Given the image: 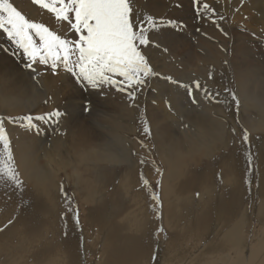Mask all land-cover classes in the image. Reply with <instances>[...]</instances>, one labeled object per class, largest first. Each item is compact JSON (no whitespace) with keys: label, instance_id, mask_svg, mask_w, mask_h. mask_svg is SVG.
<instances>
[{"label":"rangeland","instance_id":"obj_1","mask_svg":"<svg viewBox=\"0 0 264 264\" xmlns=\"http://www.w3.org/2000/svg\"><path fill=\"white\" fill-rule=\"evenodd\" d=\"M9 2L12 3L13 6L16 7L17 10L21 11V13L27 18L35 22H43L49 26H54L55 22L52 14L33 4L32 0H9ZM201 2L209 3L215 7L222 15L225 16V20L214 23V18H212L210 14L203 13V9H199L203 15L198 16V9L193 3V0H139L137 5V12L141 16L145 14H151L152 16H155V18L162 19L166 22L157 31H155L157 34L155 32L153 33V36L155 35L154 39L156 43L160 45V47H153L151 50L154 67H157L156 70L160 75L152 78L138 94L134 103L135 107H138V112L136 117L133 118V126L139 132V139L145 146L148 147V150L150 149V160L153 171L156 174L158 173L157 169H159L160 173H162V175L159 173L155 180L149 185V187H147L152 206L154 205L153 208L159 207L160 211L159 214L154 212L155 216L153 226L147 237L142 240L139 239L141 240L140 242L139 240L137 242L130 240L129 243L124 244L120 248H125L121 251L117 248H115V250L113 249L111 241L114 239L110 238L107 239L108 241H106L102 248L98 247L101 241V234L99 233H102L103 229V227L100 228L99 225L103 226L102 221L107 220V217H113L114 215L118 214L120 210L122 211L125 208L124 204L114 201L115 207H111L110 204L105 203V207L100 205L98 206V209L92 208L90 200L88 201V193L93 189L98 188L102 176H106L110 180H113L117 174L119 175L127 169V165L125 163H121L119 165L108 167L106 164H93L83 160V162L80 161V164H77L76 162L70 161L68 158L69 155H64L62 160L64 163L57 166L54 164V160L51 162L49 159L52 160L54 157L53 153H51L52 146L57 144V146L59 145L60 147L61 139L64 137V134L67 131H72L74 128L76 129L82 127H85V129H88L89 127L97 128L96 125L103 122V120L109 119V116L115 112V110H113L115 108L117 109V112L120 111L126 115H123L122 113L120 114L127 116L131 110V102L128 100L126 94L118 92L115 89H106V95L100 94L96 90L82 87L75 77H73L71 74L63 72L62 70L56 75L51 74V72L44 65L33 66L37 69V72L40 73V75L37 76L36 73L31 71V69L26 68L25 65L27 60L22 58L20 50H18L14 44L8 41L6 36L0 35V116H4L5 120H7L8 116L18 117L27 114L42 115L44 113L54 112L56 110H59L62 113L58 123H41L40 131L38 133L35 130L27 131L20 127L19 124L14 125L6 123L5 127L12 142V150L19 174H25L24 170L22 169L21 159L24 158L25 160H31L34 158V160L38 162H35V165L39 166L37 169L41 168L43 170V176H45L48 171L52 170L55 173L53 176H55V182L57 183L58 187L60 186V190L63 186L64 193L62 194L61 192V197L65 201L63 213L66 216L65 222L67 224V232L64 236V255L66 256L65 259L67 264H135L136 257L141 253L142 249L144 252H148V256L150 257L146 258L144 264H160L159 260L163 259L162 257L165 255L161 248L168 249L170 243H176V240H178V243L179 241L181 243L185 242L186 240L185 243L189 244L186 246V248L188 247L187 249L192 247L195 250H201V248L203 249L208 245L213 246L216 243L211 244L213 237H210V235H212L210 230L208 231V237L204 236V232H206V227L208 229L209 225L211 226V224V229L213 228V222L215 221V214L217 213V210H224L226 212V209L227 217L229 216V222L227 225L232 223V225H237L239 223L238 219L241 215L247 220L246 227L248 228H246L247 232L245 230L244 233L246 237V241H244L245 250H247L251 245L258 246L259 237L261 232L264 231V220L262 218L264 216H257L259 213L260 215L264 214L259 212V208L256 206L260 205L261 203L264 205V128L258 127V129H256L254 132L249 130V128H247L241 122V112L243 109L242 103H246L245 101L248 99L250 101L251 98L252 107L250 106L248 109H245V112L242 113L247 116L249 121L258 120L260 123L264 121V119H260L264 116V112L261 111L264 106L260 101L258 102V100H256L259 99V95H261L262 91V96L264 97V0H201ZM154 11L155 13H153ZM167 21H171L172 23L169 24ZM60 30L63 31L62 28ZM159 30L162 31L160 32ZM158 33H160V35ZM171 47H174L179 52L175 54ZM199 47L201 50H203L201 51L198 49ZM164 49H167V51L165 52ZM197 50L202 52L200 54L204 57L208 56L209 54L213 56V53H215V51L217 52L216 55L218 56L219 61L214 57V65H211L210 67L213 68L214 72H216L218 69L222 70L223 72L219 70L221 74L225 71V86L227 89L234 90L238 96L240 100L239 124L236 122V114L235 110L233 109V114H231V117H233L234 123L232 127L236 129V131L235 134H232L230 137L229 145L223 148V150L221 149L220 152L218 151L215 156L212 155L204 157L201 155V157L196 158V160H194L195 167L193 168V171L189 172V168L185 169L186 171L182 170L178 173L177 180L180 178V181L178 182H181L182 185L177 182V187L181 189L180 186H182L181 190H188L189 188V190L193 191L194 189L193 192H196V195L199 191V187L201 184H203V180L204 182L209 181L210 185L212 184L214 178H211L210 175L217 170L218 165L222 162L225 156L235 154L241 158L244 167V173L242 176L245 178L244 181L246 188L244 191L243 200L241 201L242 203L239 205H236V201H234V197L232 195L234 193L230 187L227 186L223 189H219V191L225 195V197L222 196L223 199L220 205L217 204V199L215 197L210 198L211 200L208 199L205 204L206 207L204 213L206 214L204 219H199L196 217V220L195 218L190 220V224L187 226L189 230L184 229L185 234H183L182 231L183 236L180 235L181 237H174L178 236L177 233L174 235L171 232H168L164 225L166 218L165 215L168 213V209L165 208L164 199L162 197L163 177L164 173L166 172V167L165 162L160 158L153 143V128L148 114L149 112H152L158 120H161L160 126L165 127L166 132L168 134L170 132L169 135L171 136L172 132L175 134L176 132L179 133L182 131L181 129H184L186 126H188L184 120V113L186 112H183L182 115H179L177 114L174 106L170 104L171 101L168 99L169 96L166 94L171 93L174 95L176 94L177 97L179 96V102L185 109L188 107V110L191 114L198 117L204 116L202 113H199L201 112L199 104L206 101L208 106L207 99L197 96L198 100L200 101L199 104H192L184 87H180L177 84L170 83L169 81L160 78L162 76H171L173 80H177L181 84L188 86H192L195 80L200 79V83L208 88L204 81L206 78L204 74L202 75L204 80L195 76L198 75L197 73H203L204 70V65L202 64L203 62L200 64V61L197 58ZM170 51L172 52L173 56H171ZM178 54H180V56ZM186 55H191V62H195H193L195 65L191 67L193 71L192 74L189 73L188 69L184 68V64L189 63L186 60ZM204 57L202 58L204 59ZM195 58L197 60H195ZM159 67H162L165 70L161 69L159 71ZM245 67L249 69L251 68V76L256 75L255 79L250 78V80L253 82L249 80L251 83L249 82L246 90V95H250L249 98L247 96L245 97V95H240L237 92V81L235 75H237V70L239 72H245ZM197 70L200 71L197 72ZM189 74L195 77L190 78ZM199 76L201 77V75ZM33 77H35V79ZM226 77H228V79H226ZM37 80L39 81V84H37ZM258 80H261V82H258ZM215 85L216 83L213 84L214 87L212 86L211 90L209 88L208 89L213 93H220V88L218 87L217 89ZM255 86L258 90L255 88ZM251 89L252 91H250ZM164 94L167 96L166 99L163 97ZM124 96L127 100L124 98ZM224 96H226L225 98H227V100L232 105L229 93L225 92ZM240 97L242 99H240ZM252 97L255 102H258L261 106L259 104L257 106V104L253 102ZM255 97L258 98L255 99ZM169 105L171 107H169ZM169 115L171 117L173 115V117L170 118ZM177 119L182 123H180ZM174 120L177 121L175 124H172ZM145 127L149 129L148 133L144 132ZM180 127L182 128L180 129ZM242 129H246L249 133L248 144L242 142ZM116 133L117 132H115V134ZM160 140H163V137L160 138ZM175 143L176 142H172L168 147V154L172 153L169 155L168 159H170L172 162H174L175 157H177V148ZM37 145L40 146L41 150L37 151ZM60 150H62V147H60ZM173 154H175V156ZM250 157L252 160L251 164H249ZM168 159L164 158L165 161H168ZM47 160L50 163H48ZM20 165L21 167H19ZM65 165H68V167H66L64 170L63 168ZM259 165L261 166L260 170ZM22 175H20V177ZM158 181L159 184L157 183ZM33 183L34 182H23L22 188L15 189L9 184L0 182V194H3L4 192L5 194H8V197L10 198V201L6 203L0 197V211H3L2 213H4V211H15L20 225L25 226V228L28 227L29 231L32 233H37L45 226L43 224V218L41 214H45L46 212L50 211V208L43 200L41 201L29 195L30 192L27 190V184ZM258 183H260V188L258 187ZM88 187L90 188L88 189ZM211 189H213V195L218 192L215 191V187H211ZM114 192L119 193L120 191L115 190ZM152 194L159 195V205H157L156 201L151 198ZM259 194L261 196H259ZM213 199L216 201H213ZM208 202L210 204H212L211 202H214V205H210ZM69 204H71V207H69ZM106 206H108V209ZM254 206L257 208H254ZM77 209L79 212V226H77L75 220L73 219V214ZM254 209L259 213L255 212ZM262 210L264 212V207ZM241 211H246L249 216L244 212L241 214ZM101 217L103 218L102 220ZM205 223H207V226L204 229ZM161 228L163 229L162 232L159 231ZM5 229L6 227L3 228L2 232L0 231V235L3 234ZM201 230L203 232H201ZM108 242L109 244L107 245ZM107 246L112 250H109ZM200 246L201 248H199ZM136 247L137 249H135ZM116 250L118 251L116 252ZM160 251H162L163 254ZM95 252L98 254V256L101 255V257L98 258ZM158 252H160V254ZM192 252H194L193 249H191V253ZM230 253H232V250L228 249V247H225V249L221 248L219 250L212 249L211 251L204 253L203 258L194 264H224L225 262V264H233L236 262V254L234 252L232 254L233 256L231 255V258L234 257L232 259L233 261L228 263L229 261L224 260V255L227 256ZM158 254L160 255L161 259ZM154 256L156 257L155 260H153ZM83 259L84 261H82ZM148 259L151 260L149 261ZM175 260L179 261L177 264H187L188 261H191H187L185 258L180 256H178Z\"/></svg>","mask_w":264,"mask_h":264},{"label":"bare ground","instance_id":"obj_2","mask_svg":"<svg viewBox=\"0 0 264 264\" xmlns=\"http://www.w3.org/2000/svg\"><path fill=\"white\" fill-rule=\"evenodd\" d=\"M153 13H155V11ZM157 17H159V16H157ZM159 31L161 32L162 30H159ZM155 33L157 34V32H155ZM158 34L160 35V33H158ZM200 44H201V42H200ZM174 47H176V46H174ZM174 47L173 48L171 47L172 51L175 54H177V52H179V51L177 49H175ZM201 47H202V45H201ZM198 49L201 50L200 47ZM197 51H198V57L197 58L199 59L200 64L203 62L202 64L204 65V70H203V73L202 72L197 73L198 75H195V76L197 78L203 79L202 75L204 74L206 78H205V80L204 79L203 80L205 81L206 86L211 90L213 84L216 83L215 87H217V89H218V87L220 88V90H221L220 94L221 95L216 97L215 100H208V106H207L206 101L199 104V108H201L200 109L201 112H199V113H202L204 116L198 117V116H194L193 114H191L188 110V107H187V109H185L181 105V103L179 102V98H178L179 96L177 97L176 94H175L176 95L175 96L174 94H171V93L166 94L169 96L168 99L171 101L170 104L172 106H174L177 114L182 115L183 112H186V113H184V120H185L186 124L188 125L184 129H181L182 127H180V129L182 131H180L179 133L176 132V134H175L172 132V136L169 135L170 132H169V134L166 132L165 127L160 126L161 120H158L152 112H149V114H148L149 120L151 121L152 128H153V143L155 145V148H156L160 158L162 159V161L165 162V167H166V172L164 173V177H163L162 197L164 199L165 208L168 209L167 210L168 213H166V215H165L166 218H165L164 225H165V228L168 230V232H171L174 235H176V233H177L178 236H174V237H181L180 235H182V231H183V234H185L184 229H188L187 226L190 224L189 223L190 220H193L194 218L196 220V217L199 219L200 218L204 219L205 214H206V213H204L205 207H206L205 204H206L208 199L215 197L217 199V204L220 205V203H221L223 197H225V195H223L221 193V191H219V189H223L224 187H227V186L230 187L232 189V192L234 193V194H232L234 197V201H236V205H239L240 203H242L241 201L243 200L244 191L246 188L245 187V181H244L245 178H243V176H242L244 173L243 172L244 167H243L241 158L239 156H236L235 154H231V153H230L231 154L230 156H228V155L225 156V158L222 160V162L218 165L217 170L210 175L211 178H214L212 184L210 185L209 181L204 182V180H203L202 181L203 184H201V186L199 187V191L196 195H195L196 192H193L194 189H193V191H191L187 187L188 190L184 189V188H183L184 190H181L182 186H180L181 189L177 187L178 186L177 182L180 181L179 177H178L179 179L177 180V176H178V173L180 171L185 170V169H189V168H190L189 172L193 171V168L195 167L194 166V160H196V158H198V157H201V155H203L204 157L212 156V155L215 156L218 151L220 152L221 149L223 150V148H225L229 145L230 137L233 134V132H231V130L233 128L232 125L234 123V121H233L234 119H233V117H231V114H233V109H232V105L230 104V102L227 100V98H225L226 96H224L225 95V89L227 88L225 86L226 80L224 81V77H225L226 73L224 71V73L221 74V72H223V71L220 69H218L216 72H214L213 68L210 67L211 65H214V57L216 58V60H218V56L216 55L217 52L215 51V53H213V56L211 54H209L208 56L204 57V56H201V54H200L202 52H200L199 50H197ZM170 54H171V56H173L172 52ZM180 54H178V55L180 56ZM235 56H237V55H235ZM190 57H191V55L187 56L186 60L189 63L184 64V68L188 69L189 73L192 74L193 71H192L191 67H193V65H195V64H193L194 61L191 62L192 58L190 59ZM202 57H204V59ZM161 59H162V57H161ZM221 59H223V58H221ZM193 60H194V58H193ZM195 60H197V59L195 58ZM198 66H196V67H198ZM218 66H220V65H218ZM218 66H217V68H218ZM220 67H223V66H220ZM156 68L157 67H155V69ZM161 69H164V68L159 67V71ZM181 69H183V68H181ZM186 69H184V70H186ZM245 69H246L245 72H243V71L239 72L237 70V75H235V76H236V81H237V92L240 95H243V96L245 95V97H246L247 96L246 90H247L248 84L250 81H252V80H250V78L255 79L256 75L254 74L255 76H251V72H252L251 68L249 69V68L245 67ZM198 71H200V70H197V72ZM259 74H261V73H259ZM199 75H201V77ZM210 76L212 77L211 79H209ZM189 77L194 78L190 74H189ZM226 79H228V77H226ZM258 82H261V80H258ZM253 86H254V84H253ZM259 86H261V85H259ZM251 87H252V84H251ZM255 88L257 89L256 86H255ZM259 89H260V87H259ZM250 91H252V89ZM210 92L212 94H215L212 91H210ZM255 92H257V91H255ZM251 93H253V92H251ZM262 93H263V91H262ZM262 93H261V95H259L260 96L259 99L261 97H263ZM194 94H196V93H194ZM166 95L164 94V96H163L165 99L167 97ZM196 95L204 98L203 93H198ZM5 96H6V93H5ZM119 96H120V94H119ZM249 96L250 95H248L247 97L249 98ZM253 96H255V95H253ZM124 98H125V96H124ZM256 98H258V97H255V99ZM240 99H242V98L240 97ZM252 99H253V97H252ZM259 99H256V100H258V102L260 101L262 103V105L264 106V97L261 98L260 100ZM217 101H220V103H218ZM245 102L246 103H242V107H243L242 112H245V109H248L250 106L252 107L251 98H250V101L248 99ZM253 102L256 103L254 99H253ZM258 102L256 103L257 106L259 104ZM119 104H121V103H119ZM130 108H131L130 113H128L127 116H123L126 114H123L120 111L117 112L116 108L113 109V110H115V112H113L112 114L109 113V114H111L109 116V119L106 118L107 120H103V122L96 125L97 128L89 127L88 129H85V127H82V128H76V129L74 128V130H72V131H67L64 134V137L61 139L60 147H62V150H60L59 145L57 146V144L56 145L52 144L53 146H52V152L51 153H53L54 157L52 160L49 159V161H51V162L54 160V164L57 166L64 163V162H62L64 155H69L68 158L70 159V161L76 162L77 164L78 163L80 164V161L83 160L85 162H89V163H93V164H101V165L106 164V165H108V167L114 166V165H119L121 163H125L127 165L128 170L126 169L121 174H119V175L117 174V176L115 178H113V180H110L106 176H102L101 180L99 179L100 182H99L98 188L97 189L95 188L91 192L88 193V201L90 200V203L92 204V208L98 209V206L101 205L103 207L105 203L110 204L111 207H115L114 201H117L118 203L124 204L125 208L122 211L120 210V212L118 214L115 213L116 215H114V216L112 214L113 217H111V216H110V218L107 217L108 218L107 220L102 221L103 226L99 225V227L100 228L103 227V229H102V233H99V234H101V239H100L101 241L99 240L100 244L98 243L99 244L98 247L102 248L104 246V244L106 243V241H108L107 239L110 238V239H114L111 241V244L113 245V249L115 250V248H117L120 251L125 249V248L124 249H120V248L124 244L129 243L130 240H134L137 242L139 239H141V240L145 239L147 237L148 233L151 231L152 226H153L154 216H155V213L153 211L154 205L152 206V202L149 198V193H148L147 187H145V185L141 182V174H143L144 179H146L148 181V187L155 180L156 176L159 174V173L155 174V172L153 171V168L151 167V160H150L151 156H150V152H149L150 149L148 150L147 149L148 147L145 146L141 142V140L139 139V132L133 126V120H134L133 118L136 117V115H137V112H138L137 108L138 107L137 106L135 107V105H134V106H131ZM197 108H198V106H197ZM258 109H256V110H258ZM124 110H125V107H124ZM14 111H17V110H14ZM261 111L264 112V108L261 109ZM128 112H129V110H128ZM242 112H241V117H242L241 122L247 128H249V130L254 132V131H256V129H258V127L264 128V121L261 123L258 122V120L257 121H254V120L249 121L247 116L244 115ZM120 113H122L123 115ZM172 117H173V115H172ZM172 117L170 116V118H172ZM263 117L262 118L259 117V118L261 120H263L264 119ZM177 120H174L172 124H175ZM100 121H102V120H100ZM179 122L182 123L181 121H179ZM236 122H237V120H236ZM183 124H185V123H183ZM182 126H184V125H182ZM172 131H174V130H172ZM176 131H177V128H176ZM115 132H117V133L115 134ZM162 137H163V140H160V138H162ZM172 142H176L175 146L177 148V157H175V159L176 158L177 159L176 160L174 159V162H172L170 159H168L169 155L172 154V153L168 154V147L171 145ZM39 150H41L40 146L37 145V151H39ZM173 155L175 156V154H173ZM164 158L168 159V161H165ZM141 159H143V161H144L143 164L140 163ZM49 161L47 160L48 163H50ZM35 162H37V161H35L34 158L31 160H25L24 158L21 159L22 169L24 170L25 174L21 173L20 175L23 174L21 176V179L24 183L34 182L33 184H27V190L30 192L29 195H31L32 197L39 199L41 201L43 200L44 202H46V205H48L50 208V211L46 212L45 214H41L42 218H43V224L45 226L43 228L41 227L42 228L41 231H39L37 233H32L29 231L28 227L25 228V226L20 225V222L18 220V217L15 214V211H11V212H8V211L5 212L4 211V213H2L3 211H0V231L2 232L3 228L6 227L3 234L0 235V264H67V261L65 259L66 256L64 255V251H65L64 250V248H65L64 247V236L67 232V224L65 222L66 216L63 213L65 201L61 197L60 186L58 187L57 183L55 182L56 181L55 176H53V175H55V173L52 170H50V171H48V173L45 176H43L44 175L42 173L43 170L41 168L37 169V168H39V166L35 165ZM69 165H70V163H69ZM247 165H248V163H247ZM19 167H21V165ZM66 167H68V165H65L63 169L65 170ZM252 167H251V169H252ZM260 168H261V166L259 165V170H260ZM19 169H21V168H19ZM46 172H47V169H46ZM219 174H221V175H219ZM181 179H182V177H181ZM97 181H98V179H97ZM179 184H181V182ZM259 186H260V183H258V187ZM211 187H215V191L216 192L218 191L217 193H215V195H213V191H212L213 189H211ZM89 188L90 187H88V189ZM115 190H119L120 192L115 193L114 192ZM261 191H263V190H261ZM85 193H86V191H85ZM259 196H261V195L259 194ZM0 197L6 203H8L10 201L8 194H5L4 192H3V194H0ZM11 198H12V196H11ZM262 199H263V197H262ZM213 201H216V200L213 199ZM211 203L213 204L214 202H211ZM212 204H210V205H212ZM257 204H258V202H257ZM262 204L263 203H261L260 205H256V206L259 208V212L264 214V212L262 210L264 205H262ZM256 206H254V208ZM106 208L108 209V206H106ZM223 211L217 210V213L215 214V221H214V219H213L214 222L212 221L213 222V228L212 229H211L212 224H211V226L209 225L208 229L206 227L207 223L204 224V229L206 227V232H204V236L208 237V235H209L208 231L210 230V233L212 234V235H210V237L211 236L213 237L211 240V244L212 243H216V244H214L213 246H209L207 243L208 246L203 248V249L200 246L199 248H201V250H202L201 251L200 249L195 250L192 247L190 249H187L188 247L186 248V246H188L189 244L185 243L186 240H185V242H181V243H180V241L178 243V240H176V243L175 242L170 243V246L168 249L161 248L165 254L164 257H162L163 259H161L160 255H159L160 252H162V251L158 252L159 253L158 256L161 259V260L158 259L159 263L160 264H173V263L177 264L179 261L178 260L176 261L175 259L178 256H180V257L185 258V260H187V261L191 260V261H188L187 264H194L195 262L200 261V259L203 258L204 253H207V252L211 251L212 249H214V250L218 249L219 250L221 248L225 249V247H228V249L232 250V253H230L228 255L226 254L227 256L224 255V257H225L224 260L229 261L228 263L233 261L232 259L234 257L231 258V255L234 252L236 254V262L235 263L232 262L233 264H245V263L246 264H264V231L261 232V235L259 237L258 246L256 245L257 246L256 247L255 245H251L250 244L251 242H250L249 244L251 246L247 250H245L244 241H246V239H245L246 237H245L244 233H245L246 228H248V227H246V221L247 220L244 219V217L241 215L238 219L239 223L237 225H232L233 224L232 223V224H229L230 225L229 226V225H227L229 222L228 221L229 216L227 217V209H226V212L225 211L223 212ZM254 211H255V209H254ZM243 212L241 214H243ZM255 212H257V211H255ZM259 212H257V213H259ZM40 213H42V212H40ZM244 213H246V211ZM247 215L249 216V214H247ZM255 215H256V213H255ZM30 216H32V215H30ZM257 216L262 217L264 215H260V213H259V215H257ZM262 218L264 220V217H262ZM102 219L103 218L101 217V220ZM40 222H42V221H40ZM261 222H263V221H261ZM191 225H193V224H191ZM202 230H203V228H202ZM202 230H201V232H203ZM246 232H247V230H246ZM258 233H259V231H258ZM200 236H201V234H200ZM246 236H248V235H246ZM210 237H209V239H210ZM256 239H257V237H256ZM141 240H139V242ZM256 241H258V240H256ZM252 243H253V241H252ZM108 244H109V242L107 243V245ZM191 245H193V244H191ZM107 248L109 250H112L108 246H107ZM135 249H137V247ZM191 249H193L194 252L191 253ZM96 250H97V248H96ZM104 250H106V249H104ZM117 251L118 250H116V252ZM163 252H162V254H163ZM106 253H107V251H106ZM95 254L98 256V254L96 252H95ZM235 254H234V256H235ZM100 257H101V255L98 256V258H100ZM147 257L150 258L148 256V252L146 253L142 249L141 253L136 257L135 264H144ZM148 260L150 261L151 259H148ZM82 261H84V259ZM223 261H221V262H223Z\"/></svg>","mask_w":264,"mask_h":264},{"label":"snow or ice","instance_id":"obj_3","mask_svg":"<svg viewBox=\"0 0 264 264\" xmlns=\"http://www.w3.org/2000/svg\"><path fill=\"white\" fill-rule=\"evenodd\" d=\"M32 3L52 14L54 26L35 22L17 10L9 0H0V35L6 36L20 50L22 58L27 60L26 68L37 76L40 73L34 65H44L53 75L62 70L75 77L82 87L100 94L106 95V89L125 93L131 106H134L141 90L152 78L160 75L154 67L151 50L160 47L153 33L166 22L151 14L141 16L137 12L139 0H32ZM193 3L197 6L198 16L210 14L214 23L225 20V16L209 3L201 0H193ZM199 9H203V13ZM160 78L184 87L192 104H199L198 93H203L207 100H215L220 95L219 92L212 94L199 80L188 86L171 76ZM36 82L39 84L38 80ZM225 92L230 95L239 124L240 100L234 90L226 88ZM61 115L56 110L42 115L8 116L7 120L0 116V182L15 189L23 187L5 124H19L27 131L38 133L41 123H58ZM235 131L233 128V134ZM144 132L148 133L149 129L145 127ZM241 139L243 143H249L246 129H242ZM140 163H144L143 159ZM157 172L160 173V170L157 169ZM141 182L148 187L143 174ZM61 192L64 193L63 186ZM151 198L157 205L160 204L158 194H152ZM153 211L159 214L160 209L157 207ZM73 219L79 226L78 209Z\"/></svg>","mask_w":264,"mask_h":264}]
</instances>
